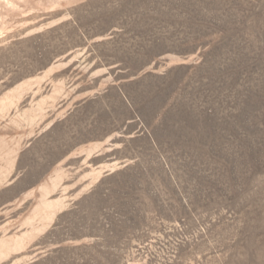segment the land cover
Here are the masks:
<instances>
[{
    "label": "rangeland",
    "instance_id": "obj_1",
    "mask_svg": "<svg viewBox=\"0 0 264 264\" xmlns=\"http://www.w3.org/2000/svg\"><path fill=\"white\" fill-rule=\"evenodd\" d=\"M0 264H264V0H0Z\"/></svg>",
    "mask_w": 264,
    "mask_h": 264
}]
</instances>
